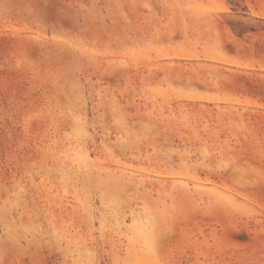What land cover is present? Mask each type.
I'll use <instances>...</instances> for the list:
<instances>
[{"label":"rangeland","instance_id":"obj_1","mask_svg":"<svg viewBox=\"0 0 264 264\" xmlns=\"http://www.w3.org/2000/svg\"><path fill=\"white\" fill-rule=\"evenodd\" d=\"M0 264H264V0H0Z\"/></svg>","mask_w":264,"mask_h":264}]
</instances>
